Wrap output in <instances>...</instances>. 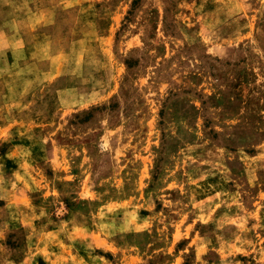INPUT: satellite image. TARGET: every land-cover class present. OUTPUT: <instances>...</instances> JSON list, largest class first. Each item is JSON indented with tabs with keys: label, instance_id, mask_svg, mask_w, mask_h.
<instances>
[{
	"label": "rangeland",
	"instance_id": "374dc122",
	"mask_svg": "<svg viewBox=\"0 0 264 264\" xmlns=\"http://www.w3.org/2000/svg\"><path fill=\"white\" fill-rule=\"evenodd\" d=\"M0 264H264V0H0Z\"/></svg>",
	"mask_w": 264,
	"mask_h": 264
}]
</instances>
